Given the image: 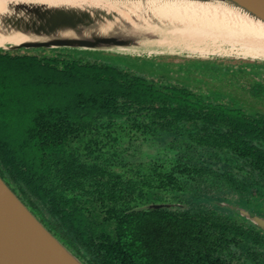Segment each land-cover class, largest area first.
Masks as SVG:
<instances>
[{
  "label": "trees",
  "instance_id": "1",
  "mask_svg": "<svg viewBox=\"0 0 264 264\" xmlns=\"http://www.w3.org/2000/svg\"><path fill=\"white\" fill-rule=\"evenodd\" d=\"M125 58L0 51V175L86 264H219L246 120Z\"/></svg>",
  "mask_w": 264,
  "mask_h": 264
},
{
  "label": "water",
  "instance_id": "2",
  "mask_svg": "<svg viewBox=\"0 0 264 264\" xmlns=\"http://www.w3.org/2000/svg\"><path fill=\"white\" fill-rule=\"evenodd\" d=\"M28 49L145 61L179 56L264 63V0H0V51ZM253 103L264 112V101ZM232 207L249 215L239 205ZM0 264H86L1 175Z\"/></svg>",
  "mask_w": 264,
  "mask_h": 264
},
{
  "label": "flooded vegetation",
  "instance_id": "3",
  "mask_svg": "<svg viewBox=\"0 0 264 264\" xmlns=\"http://www.w3.org/2000/svg\"><path fill=\"white\" fill-rule=\"evenodd\" d=\"M162 58L153 59L150 62L134 58H125V60L135 70L144 72L146 76H163L187 88L205 104L213 103L233 108L246 120L245 123L248 127L241 126L237 130V132L248 134L245 136L247 139H244V147L249 149V153L242 161L245 172L238 174L240 179H237V186L235 184L228 185L229 189H232L229 193L237 195V202H230L226 199L223 201L228 202V205H222L228 210L232 209V212L229 211L231 213L230 217L233 222L241 226L243 231L229 235L232 240L226 244L222 252L215 254V257L219 258V264H264V227L258 224L259 220L264 224V171L263 165H259L262 163V157H258L259 154L262 155L259 151H264V112L253 107L254 101H264V63L239 60L224 67L225 70L232 71L235 69L234 66L237 65L245 71L256 72L258 76L263 78V80L255 82L251 86V90L247 88V91H244L247 93L240 95L237 92L238 90L233 87L232 90L224 88L222 91L208 89L206 92H200L187 82H179L169 75V68H166L165 61H161ZM188 65L190 67L186 71H199L197 69L200 68L199 66L203 69H206L205 66H213L198 61H191ZM207 96L213 100L208 99ZM253 189L255 190L252 192ZM218 201L219 199L213 202L218 203ZM235 204L245 209L249 215H242L239 210H234L232 206Z\"/></svg>",
  "mask_w": 264,
  "mask_h": 264
},
{
  "label": "rangeland",
  "instance_id": "4",
  "mask_svg": "<svg viewBox=\"0 0 264 264\" xmlns=\"http://www.w3.org/2000/svg\"><path fill=\"white\" fill-rule=\"evenodd\" d=\"M70 51V50H69ZM76 52V51H75ZM26 53H33V52H26ZM79 53V52H78ZM162 58L161 61H165L166 68H169V75L174 77L179 82H187L192 87L198 89L200 92H206L208 89L213 91L218 89L222 91L224 88L228 90H232V87L237 89L238 93L242 95L243 93H247V88L251 90V86L257 82L258 80H263L261 76H258L256 72H248L245 71L243 68L234 66L235 69L232 71H227L224 67H227L239 60L235 59H213V60H194V59H185L179 56H170ZM159 59V58H157ZM233 60V61H232ZM191 61H198V62H206L208 64H212L213 66H205L206 69H203L201 66L197 68L199 71H192L188 69L190 66L188 65ZM249 61V60H247ZM119 63L127 64L125 59H119ZM214 62V63H211ZM201 64V63H200ZM202 68V69H201ZM208 99L213 100L211 97ZM245 172L244 170H240ZM230 187L227 184H224L221 188L214 190L213 192L216 195H220L222 198L219 200H230V202H237V195L230 194L229 189ZM255 189L252 190V192ZM233 193V192H232ZM236 196V197H235ZM184 204V203H183ZM189 205V203H187ZM212 208L213 206H217L221 208L222 211L230 216L231 210L226 209L224 206L218 204L217 202L208 203ZM230 209V208H229ZM232 212V211H231Z\"/></svg>",
  "mask_w": 264,
  "mask_h": 264
}]
</instances>
